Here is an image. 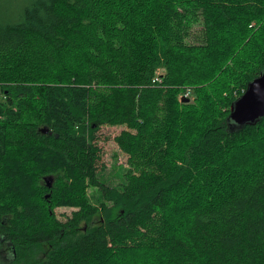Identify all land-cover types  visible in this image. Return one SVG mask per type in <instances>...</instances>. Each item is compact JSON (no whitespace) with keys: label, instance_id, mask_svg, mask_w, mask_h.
Wrapping results in <instances>:
<instances>
[{"label":"trees","instance_id":"trees-1","mask_svg":"<svg viewBox=\"0 0 264 264\" xmlns=\"http://www.w3.org/2000/svg\"><path fill=\"white\" fill-rule=\"evenodd\" d=\"M263 71L264 0H0V264H264Z\"/></svg>","mask_w":264,"mask_h":264},{"label":"water","instance_id":"water-1","mask_svg":"<svg viewBox=\"0 0 264 264\" xmlns=\"http://www.w3.org/2000/svg\"><path fill=\"white\" fill-rule=\"evenodd\" d=\"M181 101L189 103L190 99L182 98ZM263 118L264 71L249 83L245 93L232 104L229 122L233 128L240 129L245 126H255ZM47 132L48 130H43V133ZM47 181H53V178H49Z\"/></svg>","mask_w":264,"mask_h":264},{"label":"rangeland","instance_id":"rangeland-1","mask_svg":"<svg viewBox=\"0 0 264 264\" xmlns=\"http://www.w3.org/2000/svg\"><path fill=\"white\" fill-rule=\"evenodd\" d=\"M190 101H192V96L190 98ZM123 129L124 128H121V127H102L97 132L98 144L100 148L102 149V155H103L102 161L99 167L101 168L102 165H105L107 173L111 175L113 174L112 170L115 169L116 165H120L124 167H126L127 165L126 164L127 156H125L119 151L118 146L114 140L115 137L119 135ZM116 154L118 156L117 158L114 157ZM89 193L90 195L95 194L96 190L91 189ZM73 211H76V209L59 208L56 210V214L60 220L65 221L68 217L72 216ZM99 220H100V217L97 216L94 219V221L91 223V226L97 225L99 223ZM1 257H2V261L4 264H14L9 251L4 250L1 253Z\"/></svg>","mask_w":264,"mask_h":264},{"label":"built area","instance_id":"built-area-1","mask_svg":"<svg viewBox=\"0 0 264 264\" xmlns=\"http://www.w3.org/2000/svg\"><path fill=\"white\" fill-rule=\"evenodd\" d=\"M156 81H159V79L157 78L156 80H155V82ZM191 96H192V93H191V91L190 90H188L187 92H185V94L183 95V98H187V99H190L191 98Z\"/></svg>","mask_w":264,"mask_h":264}]
</instances>
